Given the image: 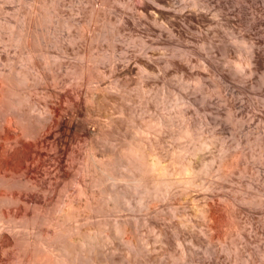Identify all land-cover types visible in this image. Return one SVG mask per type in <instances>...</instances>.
<instances>
[{
  "label": "rangeland",
  "instance_id": "obj_1",
  "mask_svg": "<svg viewBox=\"0 0 264 264\" xmlns=\"http://www.w3.org/2000/svg\"><path fill=\"white\" fill-rule=\"evenodd\" d=\"M149 1L0 0V85L34 95L11 111L34 115L25 125L42 130L45 121L28 111L58 91L72 123L63 130L58 173L47 157L37 179L13 174L0 183V194L28 192L29 212L37 200L43 206L28 224L0 231L7 264L22 254L29 264H264V0H175L160 17ZM89 66L91 85L82 75ZM17 71L27 73L25 83ZM1 106L4 131L8 108ZM91 148L109 174L90 165ZM161 175L168 185L155 188ZM83 182L96 193L92 206L79 193ZM69 199L74 217L58 231L46 216L60 214ZM19 208L0 202V211ZM78 231L104 238L80 246Z\"/></svg>",
  "mask_w": 264,
  "mask_h": 264
},
{
  "label": "bare ground",
  "instance_id": "obj_2",
  "mask_svg": "<svg viewBox=\"0 0 264 264\" xmlns=\"http://www.w3.org/2000/svg\"><path fill=\"white\" fill-rule=\"evenodd\" d=\"M37 1V0H36ZM128 1V0H127ZM141 1L140 3H144L145 1L147 2V0H145L144 2H142L143 0H139ZM212 1V0H211ZM250 1V0H249ZM46 2V1H45ZM146 2L144 3V5L146 4ZM114 3V2H113ZM149 5L148 8H149V11L150 13L154 14V16L156 17H160V15L162 16H165L163 14L166 13V11L169 12V10H171L173 8L174 10V7H175V0H150L149 2ZM32 4V3H31ZM36 4V3H35ZM38 4V3H37ZM40 4V3H39ZM57 4V3H56ZM101 4V3H100ZM24 5V4H23ZM217 5V4H216ZM91 6V5H90ZM94 6V5H93ZM146 6V5H145ZM117 7V5H116ZM33 8V7H32ZM35 8V6H34ZM98 8V7H97ZM142 8V7H141ZM147 8V7H145ZM147 8V10H148ZM40 9V8H39ZM91 9V8H90ZM122 9V8H121ZM143 9V8H142ZM252 9V8H251ZM262 9V8H261ZM37 10V8H36ZM52 10V9H51ZM146 10V11H147ZM172 10V11H173ZM259 10V9H258ZM50 11V10H49ZM55 11V10H54ZM101 11V10H100ZM103 11V10H102ZM42 12V11H41ZM134 12V11H133ZM143 12V11H142ZM148 12V11H147ZM180 13H183V11L180 9L179 11ZM43 13V12H42ZM141 13V12H140ZM170 13V12H169ZM173 13V12H172ZM185 13V12H184ZM19 14V13H18ZM37 14V13H36ZM40 14V13H39ZM85 14V13H84ZM127 14V13H126ZM138 14V13H137ZM146 14V13H145ZM197 14V13H196ZM38 15V14H37ZM82 15V14H81ZM159 15V16H158ZM167 15V14H166ZM174 15L175 17H180L181 16H176L177 15V12L174 11ZM172 15L169 16L170 19L172 20H175L177 18L174 19V16L171 17ZM97 16V15H96ZM111 16V15H110ZM124 16V15H123ZM153 16V17H154ZM187 16V15H186ZM186 16H182L183 18L186 17ZM256 16V15H255ZM41 17V16H40ZM89 17V16H88ZM167 17V16H166ZM197 17V16H196ZM23 18V17H22ZM37 18V17H36ZM94 19L96 18L95 16L93 17ZM99 18V15L98 17L96 18V20ZM155 18V17H154ZM165 18V17H164ZM163 18V19H164ZM61 19V18H60ZM111 19V18H110ZM162 19L163 23H167L165 19V22L164 20ZM169 19V20H170ZM185 19V18H184ZM192 20V17L190 18ZM189 19V20H190ZM137 20V19H136ZM156 20V23L158 22H161V18L160 20L157 18L155 19ZM159 20V21H158ZM188 20V19H187ZM186 20V21H187ZM190 20V21H191ZM85 21V20H84ZM158 21V22H157ZM178 21V20H177ZM177 21L175 20V22L177 23ZM195 21V20H194ZM42 22V21H41ZM57 22V21H56ZM155 22V21H154ZM171 22V20L169 21ZM168 22V24H169ZM196 22V21H195ZM62 23V22H61ZM114 23V22H113ZM139 23V22H138ZM162 23V22H161ZM161 23H158V24H161ZM162 23V25H163ZM173 25L175 24L174 22H172ZM186 23V22H185ZM198 23V22H197ZM171 24V23H170ZM25 25V24H24ZM89 25V24H88ZM161 25V26H162ZM172 25V24H171ZM170 25V26H171ZM243 25V24H242ZM22 26V25H21ZM66 26V25H65ZM78 26V25H77ZM116 26V25H115ZM166 26V29L170 26L167 27V25H163V27ZM198 26V25H197ZM110 27V26H109ZM153 27V26H152ZM39 28V27H38ZM77 28V27H76ZM91 28V27H90ZM112 28V27H111ZM124 28V27H122ZM158 28V27H157ZM169 29V28H168ZM202 29V28H201ZM27 30V29H26ZM50 30V29H49ZM65 30H67L65 28ZM170 30V29H169ZM31 32V31H30ZM41 33V32H40ZM116 33V32H115ZM52 35V34H51ZM106 34L99 32V36H105ZM55 36V35H54ZM97 37L98 34L96 35ZM95 36V37H96ZM50 37V36H49ZM23 38V37H22ZM29 38V37H28ZM93 38V37H92ZM52 39V38H51ZM103 39V38H102ZM202 39V38H201ZM53 40V39H52ZM56 40V39H55ZM19 41V40H18ZM22 41V40H21ZM88 41V40H87ZM104 41V39H103ZM203 41V40H202ZM25 42L27 43V38L25 40ZM98 42V41H97ZM25 43V44H26ZM51 43V42H50ZM19 44V43H18ZM135 44V43H134ZM202 44V43H201ZM49 45V44H48ZM107 45V44H106ZM30 47V46H29ZM103 47V46H102ZM24 48V46L22 47V49ZM44 48V47H43ZM110 48V47H109ZM47 49V48H45ZM125 49V48H124ZM92 51V50H91ZM155 51V50H154ZM164 51V50H163ZM22 52V51H21ZM87 52V51H86ZM48 53V52H47ZM162 53V52H161ZM258 53V52H257ZM97 54V52H96ZM125 55V54H124ZM158 55V53H157ZM18 56V55H17ZM43 56V55H42ZM105 56V55H104ZM33 57H34V54L32 52V50L29 48L28 49V54H27V58L30 60L29 62H31L33 60ZM113 57V56H112ZM50 58V57H49ZM132 58V57H131ZM248 58V57H247ZM256 58V57H255ZM3 59V58H2ZM17 59V58H16ZM42 59V58H40ZM54 60V59H53ZM144 60V59H142ZM57 61V60H56ZM38 62V61H37ZM53 62V61H52ZM45 63V62H44ZM148 63V62H147ZM244 63V62H243ZM41 64V62H40ZM88 64V62H87ZM156 64V63H155ZM154 64V65H155ZM65 65V64H64ZM133 65V64H132ZM63 66V65H62ZM117 66V65H116ZM122 66V65H121ZM145 66V65H143ZM31 67V66H30ZM102 67V66H101ZM119 67V66H118ZM16 68V67H15ZM56 68V67H55ZM90 68L92 69V67H87L86 70H84V72L82 73V75L87 79V82L88 84L91 85L93 79L96 77V74L94 75V73L92 74L90 70ZM146 68V67H145ZM153 68V67H152ZM12 69V68H11ZM19 70V69H18ZM25 70V69H24ZM31 70V69H30ZM62 70H63V67H62ZM96 70V69H95ZM106 70V69H105ZM112 70V69H111ZM123 70V69H122ZM72 71V70H70ZM18 72V71H17ZM16 72V73H17ZM28 72V71H27ZM32 72V71H31ZM55 72V71H54ZM59 72V71H58ZM16 73H14L16 75ZM56 73V72H55ZM54 73V74H55ZM65 73V72H64ZM106 73V72H105ZM111 73V71H110ZM145 73V72H144ZM53 74V75H54ZM69 74H72V73H69ZM102 74V73H101ZM8 75V74H7ZM12 75V74H11ZM61 76V74H58ZM112 75V74H111ZM45 76V75H44ZM74 76V75H73ZM103 76V75H102ZM101 76V78L103 79V77ZM48 77V76H47ZM77 77V76H76ZM12 78H16V77H12ZM65 78V77H64ZM74 78V77H73ZM42 79V78H40ZM97 79V78H96ZM28 80V75L26 72H18V81L20 83H25L26 81ZM64 80V79H63ZM98 80V79H97ZM2 81V80H1ZM84 81V80H83ZM100 81V80H99ZM104 81V79H103ZM15 82V81H14ZM76 82V81H75ZM94 82V81H93ZM12 83V81H11ZM10 83V84H11ZM17 83V82H16ZM54 84V83H53ZM81 84V83H80ZM84 84V83H83ZM94 84V83H93ZM96 84V83H95ZM100 84V83H99ZM102 84V83H101ZM111 84V83H110ZM14 85V84H13ZM28 85V84H27ZM30 85V84H29ZM41 85V84H40ZM62 85V84H61ZM8 86V84H7ZM4 87L2 85H0V106L1 107H6L8 108V114L7 116L5 117V120H4V123L3 126H4V131L0 130V183L3 182V184H8V182L10 181V179L12 178L13 174H18L19 175V179L23 180L24 182L26 181H30L31 179H37L39 174L42 175V173L45 171L43 167H46L45 165V161L47 157H51L54 159V163L53 165L56 166V168L54 169L53 172H56L58 173V170L60 169L62 165V147H61V144L62 146L64 142L63 141V138L62 136L66 133H64L63 130L65 129H69L71 126H72V123H71V120L69 122H67L66 120H64L63 116H62V112H61V107L59 106V102H58V98L60 97V93H57L56 91L54 92L53 89L51 91H53L54 93L52 94L54 98H56L55 101H50L49 103H46L45 104V107H43L42 109L40 108H37V104H33L31 105L30 107V110L28 111L29 115L30 112H37L35 115H37L38 118L36 119H42V121L44 123V128L45 131H43V129H32V130H29L28 127L25 125L24 121L26 119H28V117H32V116H28L26 115V113L24 111H22L21 109H18L14 112L11 111L12 108H17V107H20L21 104L23 103L24 100H27L29 99L31 96H34V95H31L30 92L27 93V94H24V96H19V95H15V93L13 92L12 90V86L9 88V87ZM21 86V85H20ZM60 86V85H59ZM96 86V85H95ZM14 87V86H13ZM44 87V86H43ZM101 87V86H100ZM99 87V88H100ZM124 87V86H123ZM129 87V86H128ZM48 88V87H46ZM59 88H62V87H59ZM64 88V87H63ZM81 88V87H80ZM97 88V87H96ZM104 88V87H103ZM106 88V87H105ZM109 88V86H108ZM111 88V87H110ZM44 89V88H43ZM50 89V88H49ZM20 90V89H19ZM15 91V90H14ZM18 91V90H17ZM16 91V92H17ZM31 91V90H30ZM91 91V90H90ZM108 91V90H107ZM20 92V91H19ZM63 92V91H62ZM103 92V91H102ZM114 92V91H113ZM23 93V92H22ZM50 93V92H49ZM10 94L12 95L11 99L13 100L12 103L9 101L7 102L8 98H10ZM38 94V93H37ZM63 95V94H62ZM37 96V95H36ZM65 96V95H64ZM67 97V96H66ZM81 99V98H79ZM115 99V98H114ZM7 100V101H6ZM10 100V99H9ZM49 100V99H48ZM80 101V100H79ZM82 101V100H81ZM35 102V101H34ZM44 103V102H43ZM82 103V102H81ZM71 104V103H70ZM83 105V103H82ZM122 106V105H121ZM25 109V108H24ZM80 109V108H79ZM10 110V111H9ZM13 110V109H12ZM27 111V110H26ZM69 111V110H68ZM5 112V111H3ZM67 112V111H66ZM88 112V111H87ZM33 114V113H32ZM70 114V113H69ZM67 115V114H66ZM78 115V114H77ZM40 117V118H39ZM67 118V117H66ZM65 118V119H66ZM33 119V118H32ZM69 120V119H68ZM93 120V119H92ZM96 120V119H95ZM40 121V120H39ZM41 121V122H42ZM76 121V120H75ZM74 122V121H73ZM91 122V121H90ZM97 122V121H96ZM1 123V122H0ZM28 123V122H27ZM26 123V124H27ZM99 123V122H98ZM32 124V123H31ZM37 124V123H36ZM97 124V123H96ZM95 124V125H96ZM101 124V123H100ZM40 125V124H38ZM43 125V124H42ZM32 126V125H31ZM36 126V125H35ZM76 127V126H75ZM83 127V126H82ZM89 127V126H88ZM99 128V127H98ZM1 129V128H0ZM73 129V128H72ZM98 130V129H97ZM77 131V130H76ZM67 132V131H65ZM98 132V131H97ZM75 133V132H74ZM73 135V134H72ZM98 136V135H97ZM100 136V135H99ZM134 136V135H133ZM28 138H33V140H35V142H32L30 143L29 145L27 144V140ZM66 139V138H65ZM97 139V138H96ZM95 140V139H94ZM32 141V140H31ZM31 141H28V142H31ZM98 141V140H97ZM105 141V140H104ZM62 142V143H61ZM96 142V141H95ZM103 142V141H102ZM101 143V142H100ZM66 145V143H64ZM50 146V147H49ZM98 146V145H97ZM101 146V145H100ZM52 148V150H51ZM64 148V147H63ZM97 148V147H96ZM24 149V150H22ZM111 150V149H110ZM22 151L23 154L22 155H18V152ZM69 151V150H67ZM115 151V150H114ZM117 154V153H116ZM114 154V155H116ZM119 154V153H118ZM107 155V154H106ZM113 155V156H114ZM154 155V154H153ZM88 156V155H87ZM120 156V155H119ZM156 156V155H155ZM118 157V156H117ZM123 157V156H122ZM121 157V158H122ZM153 157V156H151ZM70 158V157H69ZM90 158L91 160H89L91 163L90 165L93 166V164L95 165V168H97L98 170H100L101 172L103 173H107V168L104 166L106 164H103L98 158H97V155H96V152H94V149L91 148L90 150ZM101 158V157H100ZM106 158V157H105ZM110 158V157H109ZM112 158V157H111ZM114 158V157H113ZM149 158V157H148ZM89 159V158H88ZM152 159V158H151ZM155 159V158H154ZM65 159H63L64 161ZM102 160V159H101ZM119 160V159H118ZM156 160V159H155ZM50 161V160H49ZM149 161V159H148ZM152 163H151V169L154 170L156 169V166L155 165H158V163L156 164L155 161L151 160ZM150 161V162H151ZM52 162V161H51ZM106 162V161H104ZM149 162V163H150ZM157 162V161H156ZM87 163V162H86ZM118 163H120L118 161ZM69 164V163H68ZM45 165V166H44ZM50 165V164H49ZM52 165V164H51ZM54 166V167H55ZM120 166V165H119ZM89 164H87L82 170H83V173L84 171L85 172H88L90 171L89 169ZM65 168V167H64ZM162 168V167H160ZM47 169V168H46ZM52 170V169H51ZM94 170V169H93ZM162 170V169H161ZM68 171V170H67ZM163 171V170H162ZM46 172V171H45ZM48 172V171H47ZM60 172V171H59ZM110 172V171H109ZM154 172V171H153ZM90 173V172H89ZM93 173V172H92ZM96 173V172H95ZM50 174V173H49ZM48 174V175H49ZM169 174V173H168ZM44 175V174H43ZM54 175V173H53ZM57 175V174H56ZM86 175V174H85ZM155 175V174H154ZM17 176V175H16ZM45 176V175H44ZM50 176V175H49ZM52 176V174H51ZM91 176V175H90ZM111 178H114V176H111L109 175ZM164 175H161L160 177H162ZM43 177V176H41ZM40 177V178H41ZM103 178V177H102ZM164 177H162L161 179H163ZM166 178V177H165ZM159 179V180H156L153 182V186L156 188V187H159L162 185H164L166 187L167 184V178L166 179ZM133 180V179H132ZM54 181V180H53ZM38 182V181H37ZM101 182V181H100ZM90 183V181H89ZM31 184V183H30ZM78 185V184H77ZM94 185V184H93ZM43 186V185H42ZM47 186V185H46ZM65 188V187H64ZM19 190V189H18ZM105 192V191H104ZM64 193V192H63ZM76 193V192H75ZM79 193H85L87 194V203L89 205H91L95 199H96V193L95 191H93L91 189L90 186L87 185V183L85 184L83 182V186H81V188L79 189ZM99 193V192H98ZM102 193V192H101ZM108 194V193H107ZM108 198H111V194L109 193L108 194ZM115 195V194H114ZM74 196V195H73ZM115 197V196H114ZM66 198V197H65ZM34 200V199H33ZM36 200V199H35ZM34 200V201H35ZM73 200V199H72ZM16 201V203L18 202V204H20V208H19V212H15V210L13 212H10L6 209H3L0 211V231L2 229H6V230H11L12 228L14 227H17L16 226V223L17 222H21L23 224H28L29 221L31 219H34L35 217L37 216H41L42 214L39 212V210L41 209V206L42 204V201L40 200H37L36 203H37V207H36V210L33 211V212H29L28 211V208H27V203L29 201V195H28V192H18L17 194L15 195H12V194H7V193H1L0 194V202H4V203H12ZM32 201V200H31ZM99 202V201H98ZM86 203V202H85ZM74 204V203H73ZM55 205V204H54ZM64 205V204H63ZM60 206L58 211L60 212V214H57V215H51V214H47L46 216V219H48V221L50 223H52V225H55L57 227V230H58V226H60L61 223H63L64 221L66 220H70L74 217V212L71 210V200L69 199L66 206ZM112 205V204H111ZM76 206V205H75ZM92 206V205H91ZM34 208V207H33ZM78 208V207H77ZM37 209H39L37 211ZM85 209V207H84ZM104 209V208H103ZM111 209V208H110ZM34 210V209H33ZM42 210V209H41ZM50 210V209H48ZM97 210V209H96ZM113 211V210H112ZM48 212V211H47ZM106 212V211H105ZM49 213V212H48ZM78 213V212H77ZM81 213V212H80ZM85 213V212H84ZM103 214V213H102ZM101 214V215H102ZM78 216V215H77ZM38 218V217H37ZM76 218V217H75ZM73 222V221H72ZM71 222V223H72ZM65 223V222H64ZM62 226V225H61ZM36 227V226H35ZM63 227V226H62ZM67 228V227H66ZM65 228V230H66ZM76 228L75 226H70L69 227V231L71 230L73 233V229ZM30 229V228H29ZM52 229V228H51ZM32 230V228H31ZM55 231L54 234L56 235L57 232L59 231ZM5 231V230H4ZM9 231H6V232H9ZM101 231V229H100ZM112 231V229H111ZM115 231L118 233V232H121V227L116 225L115 226ZM3 232V231H2ZM62 232V231H61ZM99 232V231H98ZM105 232V230H104ZM12 233V232H11ZM35 233V232H34ZM78 234L75 235L77 237L74 238V242L76 243H79L80 246H84L85 244L86 245H91L92 246V243L98 238L101 240L103 236L99 237L100 234L103 235V233H89V232H77ZM31 234V233H30ZM74 234V233H73ZM1 236V235H0ZM18 236V235H17ZM106 236V235H105ZM7 237V236H6ZM72 237V236H71ZM1 238V237H0ZM69 238V237H68ZM104 238V237H103ZM2 239V238H1ZM33 239V238H32ZM110 239V238H109ZM13 240V239H12ZM42 240V239H41ZM99 241V240H98ZM41 242V241H40ZM73 242V243H74ZM104 242V241H103ZM35 243V242H34ZM12 244V241L10 239H7L5 240V246H10ZM33 244V243H32ZM62 244V243H61ZM96 244V243H94ZM102 244V243H101ZM54 245V244H53ZM78 245V247H79ZM45 246V244H44ZM62 246V245H61ZM102 246V245H101ZM40 247V246H39ZM77 247V246H76ZM94 247V246H93ZM2 248V247H1ZM19 248V247H18ZM31 248V247H30ZM33 248V247H32ZM65 248V247H64ZM63 248V249H64ZM72 248V247H71ZM90 248V247H88ZM102 248V247H101ZM62 249V248H61ZM60 249V250H61ZM66 249V248H65ZM69 249V248H68ZM97 250V249H96ZM1 251V250H0ZM14 251V250H13ZM64 251V250H63ZM72 251V250H71ZM85 251V250H84ZM105 251V250H104ZM20 252V251H19ZM56 252V251H55ZM66 252V251H65ZM68 252H70L68 250ZM73 252V251H72ZM77 252V251H76ZM82 253V252H81ZM74 254V253H73ZM28 255V254H27ZM26 254H22V258L20 257V259H18V264H29V261H30V256L28 257ZM10 256V255H9ZM18 256V255H17ZM1 258H3L1 256ZM13 258V257H12ZM54 258V257H53ZM85 258V257H84ZM9 257L6 258L5 256V259L3 258V260L1 259L0 262H3L2 264H7V263H11V261H9ZM35 259V258H34ZM12 260V259H11ZM57 261V260H56ZM14 262V261H13ZM58 262V261H57ZM1 264V263H0ZM47 264V263H46ZM55 264V263H54Z\"/></svg>",
  "mask_w": 264,
  "mask_h": 264
}]
</instances>
